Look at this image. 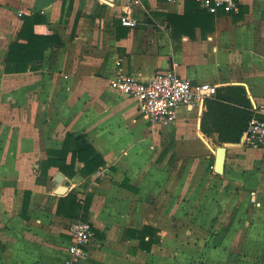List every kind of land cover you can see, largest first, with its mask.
<instances>
[{
	"label": "crops",
	"instance_id": "obj_1",
	"mask_svg": "<svg viewBox=\"0 0 264 264\" xmlns=\"http://www.w3.org/2000/svg\"><path fill=\"white\" fill-rule=\"evenodd\" d=\"M190 1L129 9L128 0H0V264H65L69 226L81 215L95 231L84 264H264L262 147L221 141L217 122L232 117L214 109L210 117L207 102L153 124L138 99L110 87L117 72L148 80L172 70L217 85L208 99L226 108L264 104V0H240L238 13ZM126 11L135 27L121 23ZM27 16L51 39L16 71L7 56L11 43H26ZM67 133L105 159L96 172L45 165ZM69 194L82 207L89 200L87 212L59 213ZM146 226L145 240H157L149 250Z\"/></svg>",
	"mask_w": 264,
	"mask_h": 264
},
{
	"label": "built area",
	"instance_id": "obj_2",
	"mask_svg": "<svg viewBox=\"0 0 264 264\" xmlns=\"http://www.w3.org/2000/svg\"><path fill=\"white\" fill-rule=\"evenodd\" d=\"M201 8L212 13L224 10L226 13H238L240 0H195ZM142 0H128L129 9L140 5ZM127 27H135L137 21L126 11L120 17ZM110 87L122 94L132 96L140 101V109L153 123H173L182 107L205 109L206 99L217 93L218 86L211 83L192 82L172 70H162L148 80L117 72L110 80ZM241 149L264 147V104L253 110L247 129L238 142ZM84 198L82 203H84ZM71 243L67 250L65 264H84L88 255V246L95 239L92 222L86 217L78 216L69 226Z\"/></svg>",
	"mask_w": 264,
	"mask_h": 264
},
{
	"label": "trees",
	"instance_id": "obj_3",
	"mask_svg": "<svg viewBox=\"0 0 264 264\" xmlns=\"http://www.w3.org/2000/svg\"><path fill=\"white\" fill-rule=\"evenodd\" d=\"M196 8L201 9L199 4L196 1H190ZM205 10V9H203ZM207 11V10H205ZM38 18L36 17H26L23 28L20 31V36L27 39L26 43L15 41L10 44L9 53L7 56V61L9 63L15 62L16 71H26L27 62L33 58H41L44 54V46L47 42L50 41L49 36L38 35L33 31V25L37 22ZM237 89V88H235ZM218 90V89H217ZM240 91V90H239ZM242 92V91H241ZM218 97H221V94H218ZM207 106L210 109L209 116L211 117L213 109L218 114H229L232 117V120L219 121L217 122V128L220 133V139L223 142H238L241 138V135L245 129H247L250 119L252 118L253 111L240 110L235 107L224 106V104H219L210 99H206ZM209 111V110H208ZM207 111V112H208ZM206 112V114H208ZM204 129L209 132L207 127V120L204 118ZM84 135L67 133L64 140L62 149L52 151L54 157L44 161L45 165L58 166L64 173L68 176H73L76 174L75 166L78 162L81 163L79 172L82 175H90L96 172L104 163L105 159L97 153L95 148L92 145H87L85 147H78L77 144ZM30 199V192L26 191L23 210L27 211ZM64 201H68L66 204V210H63L62 204ZM89 200H86V204L82 207L80 203L76 201V196L69 194L67 198L60 200L58 212L65 213L68 216H74L75 209L83 208L84 212L88 210ZM65 209V208H64ZM153 231L151 227L146 226L141 234L142 245L145 249H150L151 245L157 240L152 239L150 241L145 240V235L147 231Z\"/></svg>",
	"mask_w": 264,
	"mask_h": 264
},
{
	"label": "water",
	"instance_id": "obj_4",
	"mask_svg": "<svg viewBox=\"0 0 264 264\" xmlns=\"http://www.w3.org/2000/svg\"><path fill=\"white\" fill-rule=\"evenodd\" d=\"M225 159H226V147L224 145L219 146L217 148V157H216V170L219 173H222L224 171V165H225ZM63 175L61 173L58 174L57 181L62 182ZM67 187L64 185L59 186V193H63L66 191Z\"/></svg>",
	"mask_w": 264,
	"mask_h": 264
},
{
	"label": "rangeland",
	"instance_id": "obj_5",
	"mask_svg": "<svg viewBox=\"0 0 264 264\" xmlns=\"http://www.w3.org/2000/svg\"><path fill=\"white\" fill-rule=\"evenodd\" d=\"M259 148H260V147H259ZM261 149L264 150V147L261 148ZM263 155H264V154H263ZM257 175H260V174H257ZM255 262H256V263L262 262V261L260 260V257L257 256V255H256V260H255Z\"/></svg>",
	"mask_w": 264,
	"mask_h": 264
}]
</instances>
